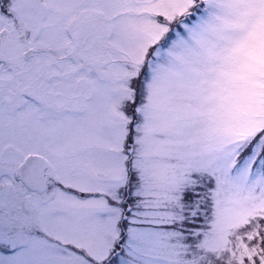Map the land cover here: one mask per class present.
Listing matches in <instances>:
<instances>
[{"label":"snow or ice","instance_id":"1","mask_svg":"<svg viewBox=\"0 0 264 264\" xmlns=\"http://www.w3.org/2000/svg\"><path fill=\"white\" fill-rule=\"evenodd\" d=\"M0 264H264V0H0Z\"/></svg>","mask_w":264,"mask_h":264}]
</instances>
